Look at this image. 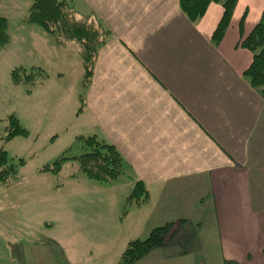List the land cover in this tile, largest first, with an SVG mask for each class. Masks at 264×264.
Masks as SVG:
<instances>
[{"label":"crops","instance_id":"0c3cea01","mask_svg":"<svg viewBox=\"0 0 264 264\" xmlns=\"http://www.w3.org/2000/svg\"><path fill=\"white\" fill-rule=\"evenodd\" d=\"M13 1L0 0L9 37L1 50L26 53L32 68L54 61L56 48L71 42L58 46L24 24V13L19 25L11 22ZM66 1L108 36L85 87L78 64L77 122L64 132L95 136L119 152L126 164L120 176L146 188L141 207L152 209L149 228L183 220L188 229L144 255L149 264H264V91L244 77L253 54L242 46L264 0H237L217 42V3L192 23L179 0ZM39 91L48 103L44 83Z\"/></svg>","mask_w":264,"mask_h":264},{"label":"rangeland","instance_id":"374dc122","mask_svg":"<svg viewBox=\"0 0 264 264\" xmlns=\"http://www.w3.org/2000/svg\"><path fill=\"white\" fill-rule=\"evenodd\" d=\"M31 3H10L11 15L16 16L11 22L19 25L17 16L24 13L22 17H27ZM5 46L0 48V149L16 165V173L0 183V264H119L128 243L145 239L152 230V209H144L143 202L139 205L136 198L129 197L133 188L128 174L104 185L82 175L75 160L64 161L56 174L42 171L61 156L82 152L79 133L64 132L77 122L72 104L75 89L81 90L78 44L56 48L54 61L36 62L35 58V68L26 53L1 50ZM11 70L38 75L14 83ZM82 72L84 76L83 67ZM42 79L46 82H39ZM42 83L52 93L48 103L42 102ZM11 115L27 135L5 141ZM66 118L70 125L64 124ZM19 160L25 164L19 166ZM179 231V235L188 233L184 226ZM149 262L144 256L133 264Z\"/></svg>","mask_w":264,"mask_h":264},{"label":"trees","instance_id":"16d2710c","mask_svg":"<svg viewBox=\"0 0 264 264\" xmlns=\"http://www.w3.org/2000/svg\"><path fill=\"white\" fill-rule=\"evenodd\" d=\"M237 0H179L181 11L187 19L195 23L200 19L210 3L220 4L223 8L221 20L214 31L213 38L217 42L223 35L229 24ZM26 23L36 25L47 35L54 38L57 44L74 42L79 46V53L84 70V87L88 85L92 75V68L97 48L103 44L108 32L98 24L94 18L76 14L66 0H32ZM100 25V26H99ZM100 27V28H99ZM7 21L0 17V48L8 43ZM242 46L252 52V61L244 73L249 85L264 91V11L256 26L249 36L242 41ZM33 74H20L18 70L11 72V80L20 83L22 80L34 79ZM83 107V99L80 98V108ZM5 141L17 136H26L15 116L8 119ZM82 152L77 156H61L52 165L45 166L42 171L56 174L64 161L75 160L79 171L88 179L96 180L107 185L115 181L123 173L126 164L119 152L110 144L98 140L95 136L86 138L78 137ZM24 160H19L18 165H24ZM16 173V165L11 164L7 154L0 149V183L6 182L10 175ZM147 191L143 183L135 182L130 198H136L137 203L146 201ZM136 202V201H135ZM184 225L183 220L166 223L163 226L152 229L149 235L143 239H137L128 243L121 255L119 264H133L141 259L150 250L162 247L174 240L178 230Z\"/></svg>","mask_w":264,"mask_h":264}]
</instances>
